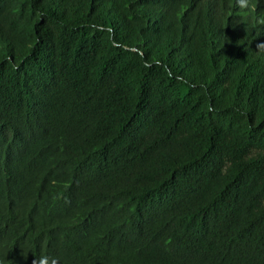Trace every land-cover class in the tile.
I'll return each mask as SVG.
<instances>
[{
    "label": "trees",
    "instance_id": "trees-1",
    "mask_svg": "<svg viewBox=\"0 0 264 264\" xmlns=\"http://www.w3.org/2000/svg\"><path fill=\"white\" fill-rule=\"evenodd\" d=\"M0 264H264V0H0Z\"/></svg>",
    "mask_w": 264,
    "mask_h": 264
}]
</instances>
